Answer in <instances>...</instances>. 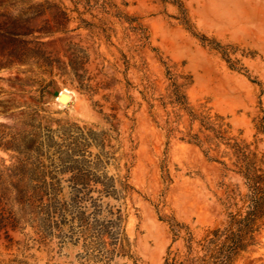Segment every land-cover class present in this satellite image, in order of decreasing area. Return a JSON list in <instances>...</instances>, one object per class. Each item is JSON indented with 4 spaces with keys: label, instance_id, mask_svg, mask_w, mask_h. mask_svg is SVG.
<instances>
[{
    "label": "rangeland",
    "instance_id": "374dc122",
    "mask_svg": "<svg viewBox=\"0 0 264 264\" xmlns=\"http://www.w3.org/2000/svg\"><path fill=\"white\" fill-rule=\"evenodd\" d=\"M259 188L264 0H0V264H211Z\"/></svg>",
    "mask_w": 264,
    "mask_h": 264
},
{
    "label": "trees",
    "instance_id": "16d2710c",
    "mask_svg": "<svg viewBox=\"0 0 264 264\" xmlns=\"http://www.w3.org/2000/svg\"><path fill=\"white\" fill-rule=\"evenodd\" d=\"M246 183L250 185V179L247 178ZM254 190L256 189L250 195L251 204L242 218L235 220L232 217L223 230L212 231L207 246H212L213 249L206 251L211 264H232L239 252H246L254 246L253 234L260 229L256 223L264 219V193L259 188L258 196V191ZM205 257L206 254L203 255L201 263H204Z\"/></svg>",
    "mask_w": 264,
    "mask_h": 264
},
{
    "label": "bare ground",
    "instance_id": "6f19581e",
    "mask_svg": "<svg viewBox=\"0 0 264 264\" xmlns=\"http://www.w3.org/2000/svg\"><path fill=\"white\" fill-rule=\"evenodd\" d=\"M60 97H62V92H59V94H58L56 99H60Z\"/></svg>",
    "mask_w": 264,
    "mask_h": 264
},
{
    "label": "water",
    "instance_id": "95a60500",
    "mask_svg": "<svg viewBox=\"0 0 264 264\" xmlns=\"http://www.w3.org/2000/svg\"><path fill=\"white\" fill-rule=\"evenodd\" d=\"M58 94H59V92H55L54 97L57 98Z\"/></svg>",
    "mask_w": 264,
    "mask_h": 264
}]
</instances>
